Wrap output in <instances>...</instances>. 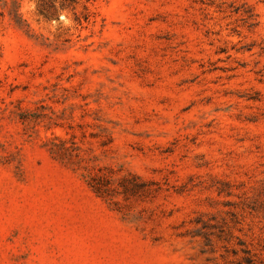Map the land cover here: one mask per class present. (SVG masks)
I'll return each mask as SVG.
<instances>
[{"label": "rangeland", "instance_id": "1", "mask_svg": "<svg viewBox=\"0 0 264 264\" xmlns=\"http://www.w3.org/2000/svg\"><path fill=\"white\" fill-rule=\"evenodd\" d=\"M247 257L264 264V0H0V264Z\"/></svg>", "mask_w": 264, "mask_h": 264}, {"label": "trees", "instance_id": "2", "mask_svg": "<svg viewBox=\"0 0 264 264\" xmlns=\"http://www.w3.org/2000/svg\"><path fill=\"white\" fill-rule=\"evenodd\" d=\"M55 139H57V142L51 140L48 146V150L52 154V156L60 161H65L69 163H79L81 157L77 153H72L74 149L71 146H66L67 141L65 139L60 138ZM132 180L136 181L138 180V177L132 174H126L120 177V186L124 191H127L129 189L134 191L135 187H137L136 182L131 183ZM87 184L96 195L100 197H105V195L107 194V182L103 175H99L96 173L88 174ZM247 263L251 264L248 257Z\"/></svg>", "mask_w": 264, "mask_h": 264}]
</instances>
